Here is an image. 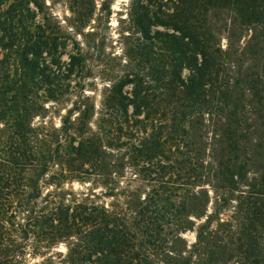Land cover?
<instances>
[{
  "label": "rangeland",
  "instance_id": "obj_1",
  "mask_svg": "<svg viewBox=\"0 0 264 264\" xmlns=\"http://www.w3.org/2000/svg\"><path fill=\"white\" fill-rule=\"evenodd\" d=\"M159 2L1 0L0 144L15 130L26 140L36 159L28 176L38 178L42 197L94 204L130 226L135 204L154 188L151 178L143 180L137 174L133 159V147L143 136L137 128L146 113L136 115L129 105L133 83L124 85L121 93L118 89L123 81L141 78L146 93H156L157 80L172 70L167 46L155 37L156 30L165 29L151 25L154 38L146 40L136 22L140 5L148 7L151 17ZM207 22L225 55L228 78L238 81L236 90L247 104L244 149L236 164L215 172L224 119L208 114L190 119V150L198 166L191 185L178 192L189 198L190 206L169 242L147 250L154 264L253 263L245 259L239 247L243 237L239 238L249 198L260 191L264 178V120L256 115L257 104L248 90V77L260 68L263 37L258 28L238 25L223 8L210 9ZM29 45H38L39 51L26 50ZM182 76H189L187 68ZM8 88L14 91L7 93ZM124 96L126 108L119 104ZM261 102L264 107V99ZM12 119L17 128H11ZM89 138L91 155L76 159L75 148ZM175 144L169 145L173 151ZM211 144L216 147L213 160ZM154 160V169L160 161L165 164L160 157ZM0 213L8 221L2 248L13 250L0 264H70L68 251L74 240L54 246L36 241L29 213L17 199L8 208L1 199ZM258 231L253 242L259 245L257 264H264V227Z\"/></svg>",
  "mask_w": 264,
  "mask_h": 264
},
{
  "label": "trees",
  "instance_id": "obj_2",
  "mask_svg": "<svg viewBox=\"0 0 264 264\" xmlns=\"http://www.w3.org/2000/svg\"><path fill=\"white\" fill-rule=\"evenodd\" d=\"M159 1V10L151 17L148 7L140 5L136 22L146 40L154 38L150 35L151 25L165 29L156 30L155 37L167 46L170 56H166L171 61L172 70L164 72L157 80L156 93H146L148 89L141 78L123 81L118 89L121 93L124 85L133 83L135 89L129 105H133L136 115L146 113V118L137 128L139 131L136 129L143 136L139 146L133 147V159L139 166L137 174L143 180L151 178L149 180L155 184L151 192L135 204L130 226L114 212L94 204L78 200L65 204L49 200L52 195L42 197L38 178L31 180L28 176L36 159L32 149H27L26 140H22L15 130L0 144V200L8 208L17 199L18 206L28 211V222L33 227L36 241L54 246L74 240L68 251L70 264H154L147 250H158L169 242V236L180 228L182 215L190 206L187 204L189 198H182L178 192L191 185L198 166L196 156L190 150L192 139L187 127L193 116L208 114L224 119L217 141L221 146H217L220 152L214 160L216 147L212 144L210 147L215 172L239 160L238 154L244 149L242 129L243 122L246 123L244 112L247 104L239 97L241 90H236L238 81L229 80L225 55L208 27L207 13L212 8L226 9L238 25L260 30L263 37L261 64L259 71L248 77V90L257 104L256 115L264 120L261 102L264 99V0ZM25 48L31 52L35 48L39 51L38 45ZM184 68L189 71L186 79L182 76ZM8 89L7 93L14 91ZM125 100H128L125 96L119 100L123 108L127 107ZM153 114L159 117L155 118ZM8 122L11 128H17L14 119ZM172 143H176L174 151L170 148ZM91 146V139H85L75 148L73 155L76 159L89 157ZM157 157L165 164L160 161L156 163L159 167L154 169L153 162ZM248 205L243 215L239 238L241 240L242 236L243 241L239 247L246 260H253L250 264H257L259 245H255L253 240H256L258 230L264 227V178L260 191L249 198ZM7 224L5 215L0 213L2 261L13 255L12 249L2 248ZM35 264L52 263L43 261Z\"/></svg>",
  "mask_w": 264,
  "mask_h": 264
}]
</instances>
